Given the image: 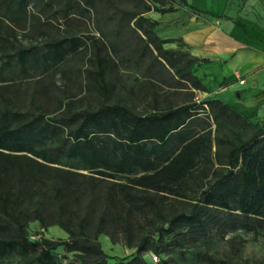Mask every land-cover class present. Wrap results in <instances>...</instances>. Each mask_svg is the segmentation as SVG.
I'll use <instances>...</instances> for the list:
<instances>
[{
    "label": "trees",
    "instance_id": "1",
    "mask_svg": "<svg viewBox=\"0 0 264 264\" xmlns=\"http://www.w3.org/2000/svg\"><path fill=\"white\" fill-rule=\"evenodd\" d=\"M188 0H0V260L151 264L147 253L229 264L264 237V123L205 91L199 62L148 17ZM95 21L98 35L87 33ZM108 27V31L102 28ZM122 67L141 72L122 96ZM42 233L32 240L30 226ZM58 227L67 239L44 232ZM136 249L114 263L100 237ZM259 264H264L259 263Z\"/></svg>",
    "mask_w": 264,
    "mask_h": 264
},
{
    "label": "crops",
    "instance_id": "2",
    "mask_svg": "<svg viewBox=\"0 0 264 264\" xmlns=\"http://www.w3.org/2000/svg\"><path fill=\"white\" fill-rule=\"evenodd\" d=\"M189 10L148 17L159 23L155 32L167 41L165 50L199 60L192 73L205 91L192 89L195 100H219L252 122L264 123V22L243 26L227 18L200 19Z\"/></svg>",
    "mask_w": 264,
    "mask_h": 264
},
{
    "label": "rangeland",
    "instance_id": "3",
    "mask_svg": "<svg viewBox=\"0 0 264 264\" xmlns=\"http://www.w3.org/2000/svg\"><path fill=\"white\" fill-rule=\"evenodd\" d=\"M196 11H188L189 15H197L200 19H231L240 22L243 26L255 23L258 25L264 22V0H188ZM152 15L157 16L155 12ZM102 28L108 31V27L102 25ZM87 33L98 35V26L95 21L90 22L89 30ZM141 72L136 68L122 67L119 71L123 90L120 91L122 96H126L129 87H137V79L140 77ZM42 233L38 223H33L30 226V234L32 240H37ZM44 235L50 239H67V234L58 227H51L44 232ZM227 240L237 239L238 241H245L241 249V254L235 257L230 246L226 241L220 239L215 240L209 247L205 248L210 251L216 258L228 259L229 264H259L264 263V237H260L258 241L253 240V235L245 231H237L226 236ZM100 242L102 248L110 257V262L114 263L122 259H131L136 254V249L128 248L123 242L119 244H112L109 238L101 236ZM58 261L61 264H67L73 258L72 254L65 253L62 249L57 252ZM156 255L147 253L146 260L151 264H161L165 259L164 256H158L155 261ZM169 264H205L196 261L192 255V250H188L186 255L181 256L179 252L172 253L169 256ZM21 258L12 255L4 260H0V264H20Z\"/></svg>",
    "mask_w": 264,
    "mask_h": 264
},
{
    "label": "built area",
    "instance_id": "4",
    "mask_svg": "<svg viewBox=\"0 0 264 264\" xmlns=\"http://www.w3.org/2000/svg\"><path fill=\"white\" fill-rule=\"evenodd\" d=\"M240 83H241V84H244V80H241ZM154 260L157 261L158 258H157V257H154Z\"/></svg>",
    "mask_w": 264,
    "mask_h": 264
}]
</instances>
